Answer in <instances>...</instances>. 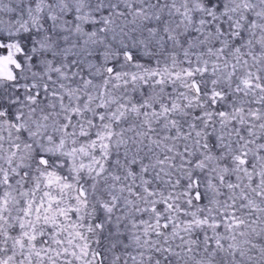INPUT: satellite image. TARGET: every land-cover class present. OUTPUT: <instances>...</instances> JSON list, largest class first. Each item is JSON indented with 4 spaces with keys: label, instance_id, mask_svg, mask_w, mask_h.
I'll list each match as a JSON object with an SVG mask.
<instances>
[{
    "label": "snow or ice",
    "instance_id": "6c2138e0",
    "mask_svg": "<svg viewBox=\"0 0 264 264\" xmlns=\"http://www.w3.org/2000/svg\"><path fill=\"white\" fill-rule=\"evenodd\" d=\"M0 264H264V0H0Z\"/></svg>",
    "mask_w": 264,
    "mask_h": 264
}]
</instances>
